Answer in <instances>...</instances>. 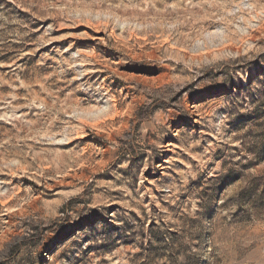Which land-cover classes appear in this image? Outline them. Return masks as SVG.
<instances>
[{"label":"rangeland","instance_id":"1","mask_svg":"<svg viewBox=\"0 0 264 264\" xmlns=\"http://www.w3.org/2000/svg\"><path fill=\"white\" fill-rule=\"evenodd\" d=\"M0 264H264V0H0Z\"/></svg>","mask_w":264,"mask_h":264}]
</instances>
